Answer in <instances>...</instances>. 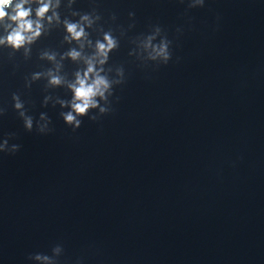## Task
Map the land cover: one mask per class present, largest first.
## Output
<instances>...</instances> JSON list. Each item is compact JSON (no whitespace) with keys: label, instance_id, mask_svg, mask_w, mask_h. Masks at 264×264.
Segmentation results:
<instances>
[{"label":"water","instance_id":"obj_1","mask_svg":"<svg viewBox=\"0 0 264 264\" xmlns=\"http://www.w3.org/2000/svg\"><path fill=\"white\" fill-rule=\"evenodd\" d=\"M74 7H97L116 35L134 23L109 61L124 66L127 82L112 113L85 116L73 132L59 105L42 106L44 81L24 87V75L44 63L37 50L58 47L61 32L34 46L15 75L10 63L0 67L8 109L0 142L15 132L10 144L22 145L0 152V264H37L29 254L51 255L56 244L60 264H264V0ZM157 24L174 42L173 58L140 66L130 38ZM18 90L29 114L48 113L54 132L25 130L11 100Z\"/></svg>","mask_w":264,"mask_h":264},{"label":"clouds","instance_id":"obj_2","mask_svg":"<svg viewBox=\"0 0 264 264\" xmlns=\"http://www.w3.org/2000/svg\"><path fill=\"white\" fill-rule=\"evenodd\" d=\"M185 0H181L184 3ZM77 0H0V67L11 64L12 74L19 70L22 63L33 58V48L43 38L53 32L62 33L58 47L46 46L37 50V58L44 62L36 71L24 75V87L31 89L38 81H44L42 106L49 104L60 106V117L72 128L73 132L83 125L87 116L92 121H99L104 115L114 111L113 97L116 88L127 82L126 69L123 65H111V53L120 47V39L127 35L128 29L119 26L107 27L102 23L103 16L97 7L82 11L74 7ZM188 8L203 7L205 0H187ZM130 17L135 13L130 12ZM117 19L112 14L111 20ZM106 23V22H105ZM178 33L182 28H177ZM134 45L129 52L139 61L140 66L159 68L167 65L173 58V40L160 25H151L150 31L139 33L130 38ZM67 45V47H65ZM179 57H177V61ZM75 65L70 71L66 62ZM63 88L70 95H54L52 90ZM24 93L13 91L11 100L18 117L23 121L26 131L34 129L40 134L55 131L52 119L47 112H41L37 119L29 114V101ZM97 110V111H94ZM8 111L0 106V116ZM17 133L8 132L0 142V152L15 154L22 145L11 143ZM52 254L30 253L28 259L37 264H60L59 258L64 253L62 244L52 247ZM77 264H81L78 260Z\"/></svg>","mask_w":264,"mask_h":264}]
</instances>
